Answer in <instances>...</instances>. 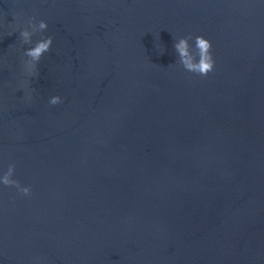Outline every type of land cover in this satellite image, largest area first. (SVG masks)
<instances>
[{
	"label": "water",
	"instance_id": "obj_1",
	"mask_svg": "<svg viewBox=\"0 0 264 264\" xmlns=\"http://www.w3.org/2000/svg\"><path fill=\"white\" fill-rule=\"evenodd\" d=\"M9 164L32 192L0 183V264H264V0H0Z\"/></svg>",
	"mask_w": 264,
	"mask_h": 264
},
{
	"label": "clouds",
	"instance_id": "obj_2",
	"mask_svg": "<svg viewBox=\"0 0 264 264\" xmlns=\"http://www.w3.org/2000/svg\"><path fill=\"white\" fill-rule=\"evenodd\" d=\"M35 18L28 20V27L20 30L21 45H31L32 36L37 32H43L47 29L48 25L46 21L41 20L39 23L34 22ZM191 35L180 37L174 41V49L178 54V62L184 70L187 72L199 75L207 76L209 73L215 70V60L212 55V43L209 39L202 35H198L194 39V47L190 45L189 41L192 40ZM53 43L51 36L41 39L36 42L34 47H29L23 55L28 59L25 60L24 66L28 76H36L37 64L41 60L44 53L48 52ZM164 50L161 52L163 54ZM60 96H53L50 98L49 103L51 105H57L62 103ZM15 164H9L7 171L0 176V183L4 186L15 187L21 194L30 196L32 189L31 186H22L18 180L13 179L15 174Z\"/></svg>",
	"mask_w": 264,
	"mask_h": 264
}]
</instances>
